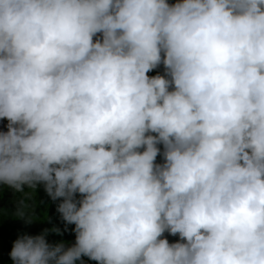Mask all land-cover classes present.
I'll use <instances>...</instances> for the list:
<instances>
[{
  "label": "clouds",
  "instance_id": "9594fccd",
  "mask_svg": "<svg viewBox=\"0 0 264 264\" xmlns=\"http://www.w3.org/2000/svg\"><path fill=\"white\" fill-rule=\"evenodd\" d=\"M0 119V258L264 264V0H0Z\"/></svg>",
  "mask_w": 264,
  "mask_h": 264
},
{
  "label": "trees",
  "instance_id": "16d2710c",
  "mask_svg": "<svg viewBox=\"0 0 264 264\" xmlns=\"http://www.w3.org/2000/svg\"><path fill=\"white\" fill-rule=\"evenodd\" d=\"M175 2H176V0H169V3L174 4ZM158 72L163 74L164 68L158 67L157 73ZM161 148L163 150L162 145H161ZM157 162H160V163L163 162V156L162 155H158ZM42 187H43V189H42ZM42 187L36 188V190L38 192L40 190V192H39L40 200H39V198H36V200L39 201L40 204L37 201L33 202V207H32L33 210L31 209L32 213L30 212V214L33 215V219H34L33 221L40 222L41 225L39 228H37L40 231L39 233H41L44 229H52L54 226L59 227L63 231V235H59L57 233L50 232L47 239L49 240L50 243H55V242H59V241L63 240L66 242V246H71L72 244L75 243V240H76V233L73 231V229L75 228V225L74 224L66 225V222L62 219V215L57 211L58 204L60 203V201L63 198H58L57 200H52V198L49 195H47L48 193L46 192L44 185ZM79 195L80 194L78 193L77 196L79 197ZM36 202H37V204H36ZM39 205H40V208L38 207ZM36 207H37V210L40 209V210H38V212L40 211L39 213L36 211ZM8 224H6L3 227V229H0V235L4 238L7 246H9V241L11 239L15 240V239H17L18 235L25 232L24 230L15 232L16 226L13 224H10V223H8ZM39 233H37V234H39ZM33 235H36V234H33ZM164 235L168 237L170 242H174L175 238L177 237V235L173 236L168 232H165ZM83 260L86 262V264H99L98 261L92 260L87 256L83 257ZM0 264H13L10 253H9V255H6V256L4 255L0 258ZM77 264H80V262L78 261Z\"/></svg>",
  "mask_w": 264,
  "mask_h": 264
},
{
  "label": "rangeland",
  "instance_id": "374dc122",
  "mask_svg": "<svg viewBox=\"0 0 264 264\" xmlns=\"http://www.w3.org/2000/svg\"><path fill=\"white\" fill-rule=\"evenodd\" d=\"M7 124H8V121L7 119H0V130H7ZM36 223H40V222H36ZM29 233L31 234H37L39 233L40 231L34 226V227H31L29 230H28Z\"/></svg>",
  "mask_w": 264,
  "mask_h": 264
},
{
  "label": "bare ground",
  "instance_id": "6f19581e",
  "mask_svg": "<svg viewBox=\"0 0 264 264\" xmlns=\"http://www.w3.org/2000/svg\"><path fill=\"white\" fill-rule=\"evenodd\" d=\"M42 189H43V187H42ZM39 192H40V190H39ZM48 195V194H47ZM43 199V198H42ZM45 199V198H44ZM48 200V199H47ZM34 202V201H33ZM37 202H39V201H37ZM37 202H36V204H37ZM50 202V201H49ZM52 202V201H51ZM47 203V202H46ZM35 204V205H36ZM39 204H40V202H39ZM35 207V206H34ZM39 208H40V205L38 206ZM33 210V209H32ZM38 210H40V209H38ZM38 210H37V207H36V211L38 212ZM34 212V211H33ZM40 212V211H39ZM38 212V213H39ZM32 213V212H31ZM36 213V212H35ZM38 219V218H37ZM9 225V224H8ZM4 227V226H3Z\"/></svg>",
  "mask_w": 264,
  "mask_h": 264
}]
</instances>
